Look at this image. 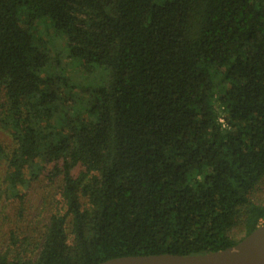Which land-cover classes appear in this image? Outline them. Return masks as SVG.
<instances>
[{
	"label": "trees",
	"instance_id": "trees-1",
	"mask_svg": "<svg viewBox=\"0 0 264 264\" xmlns=\"http://www.w3.org/2000/svg\"><path fill=\"white\" fill-rule=\"evenodd\" d=\"M0 129V205L61 204L0 264L234 247L264 224V0H0Z\"/></svg>",
	"mask_w": 264,
	"mask_h": 264
},
{
	"label": "rangeland",
	"instance_id": "rangeland-1",
	"mask_svg": "<svg viewBox=\"0 0 264 264\" xmlns=\"http://www.w3.org/2000/svg\"><path fill=\"white\" fill-rule=\"evenodd\" d=\"M71 70L72 73L80 74V68H74L73 66H70L69 71ZM0 144L5 146V148L10 146V138L6 132H4L2 129H0ZM51 168L49 166L47 168L48 170ZM1 171H3V168H1ZM45 172V174L47 173ZM78 170L74 172L76 173ZM59 182L56 180L53 183H49L46 178H42V180L33 185V188L28 194V197L26 198L25 203V212L22 216L21 221L19 220V216H16V208L17 204L11 200L4 201L0 205V249L3 248L4 245L7 244L9 241V235L11 232L15 230V227H18L19 232H28L30 233V220L34 219L36 224L39 228H37V234H39V230L47 222V217L50 213H54L55 209L50 206L43 207L41 202V196L43 194L48 193L52 200L57 202L56 208L58 211L59 208H61L60 200L55 195L56 188L58 186ZM54 196V197H53ZM251 198L256 203H264V181L261 183V185L251 194ZM55 207V206H54ZM42 208L44 212H41L39 209ZM50 210V211H49ZM28 233V235H29Z\"/></svg>",
	"mask_w": 264,
	"mask_h": 264
},
{
	"label": "water",
	"instance_id": "water-1",
	"mask_svg": "<svg viewBox=\"0 0 264 264\" xmlns=\"http://www.w3.org/2000/svg\"><path fill=\"white\" fill-rule=\"evenodd\" d=\"M99 264H264V224L234 247L207 255H154L120 257Z\"/></svg>",
	"mask_w": 264,
	"mask_h": 264
}]
</instances>
